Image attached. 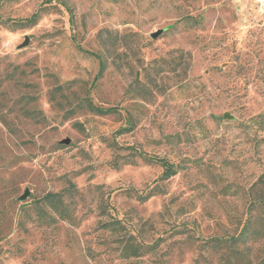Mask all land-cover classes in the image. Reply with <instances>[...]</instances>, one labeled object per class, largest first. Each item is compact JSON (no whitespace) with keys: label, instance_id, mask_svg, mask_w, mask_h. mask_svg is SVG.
Instances as JSON below:
<instances>
[{"label":"rangeland","instance_id":"1","mask_svg":"<svg viewBox=\"0 0 264 264\" xmlns=\"http://www.w3.org/2000/svg\"><path fill=\"white\" fill-rule=\"evenodd\" d=\"M61 84L115 112L66 118ZM260 113L264 0H0V264H221L264 171ZM144 156L180 171L157 186ZM57 192L70 219L41 202Z\"/></svg>","mask_w":264,"mask_h":264},{"label":"trees","instance_id":"2","mask_svg":"<svg viewBox=\"0 0 264 264\" xmlns=\"http://www.w3.org/2000/svg\"><path fill=\"white\" fill-rule=\"evenodd\" d=\"M98 59H100V74H102L108 67L107 59L103 56L102 53L97 54ZM68 88L67 85L61 84L57 86L51 93L50 100L53 101L56 105L60 106L65 111V117L70 118L79 111H90L98 115H107L115 112V109L103 108L93 103V101L88 97L78 98L75 102L69 101L64 104V99L66 94L64 90ZM56 93H60L61 99L58 100ZM251 120L261 126V129L264 131V114L260 113L251 118ZM130 127L134 126V122H130ZM129 149H132L131 147ZM143 160L148 163L156 162L163 167V172L156 179L157 186L158 182L168 181L180 171V165L171 163L165 158H154L150 156H144ZM125 164H135L136 158H127L124 162ZM156 186V187H157ZM253 187L257 188V197L250 202L249 209L251 212L244 225L238 234L231 236L228 240H224V255L225 259L221 264H234L235 260L242 259L245 264H264V256L254 261L255 257L252 256L251 246L264 241V171L258 178V180L253 184ZM163 192V190H160ZM155 195V188H152L150 192L145 196H140L142 200H147L151 196ZM41 202L44 205L49 206L55 214L60 219H70V216L67 214L66 205L64 203L63 194L57 193H48L44 195L41 199ZM41 210L45 211L42 207ZM252 211H254L252 213ZM55 217L50 215L48 218L49 222L55 221ZM104 229H110L112 231H123L125 226L122 220L114 217L103 224ZM217 241L218 240H214ZM122 251L124 252L125 257H139L142 256L143 245L142 243H136L129 238L122 240Z\"/></svg>","mask_w":264,"mask_h":264},{"label":"water","instance_id":"3","mask_svg":"<svg viewBox=\"0 0 264 264\" xmlns=\"http://www.w3.org/2000/svg\"><path fill=\"white\" fill-rule=\"evenodd\" d=\"M27 43H28V41L26 40V41L22 44V46H25ZM63 142H64V143H69V139H66V140H64ZM27 195H28V191H26V193H25L23 196H21L20 200H24V199L26 198Z\"/></svg>","mask_w":264,"mask_h":264}]
</instances>
